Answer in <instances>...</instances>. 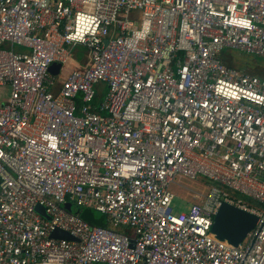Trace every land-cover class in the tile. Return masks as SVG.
Masks as SVG:
<instances>
[{"label": "built area", "instance_id": "1", "mask_svg": "<svg viewBox=\"0 0 264 264\" xmlns=\"http://www.w3.org/2000/svg\"><path fill=\"white\" fill-rule=\"evenodd\" d=\"M225 50L264 58V0H0V264H264V79ZM182 179L211 193L174 213Z\"/></svg>", "mask_w": 264, "mask_h": 264}, {"label": "rangeland", "instance_id": "2", "mask_svg": "<svg viewBox=\"0 0 264 264\" xmlns=\"http://www.w3.org/2000/svg\"><path fill=\"white\" fill-rule=\"evenodd\" d=\"M85 52L86 50L83 47L71 49L72 58L76 61H82V59L85 58ZM222 55L225 60L231 61L238 69L241 66L251 65L255 69L256 73L258 72L260 74H264V58L255 55H247L239 50H225ZM100 101L101 97L97 98L95 102L99 103ZM211 186L212 184L206 182L203 179H197L195 181L182 179L176 181V184H171L170 190L174 195L171 203L173 212L179 213L182 211H187L189 204L193 201L200 203L205 202L210 196ZM238 197L253 208H259L260 206L257 202L250 198L241 196ZM76 209H79L80 215H84L87 219H98L100 217L105 218V220L107 219L105 215L88 208H77L73 206V210Z\"/></svg>", "mask_w": 264, "mask_h": 264}, {"label": "water", "instance_id": "3", "mask_svg": "<svg viewBox=\"0 0 264 264\" xmlns=\"http://www.w3.org/2000/svg\"><path fill=\"white\" fill-rule=\"evenodd\" d=\"M59 64H53L49 67V73L57 74ZM67 211H72L71 204L64 205ZM46 219L49 217L44 214L43 208L36 207ZM77 213V210H73ZM257 216L249 211L242 210L226 201H221L213 219L211 232L216 239L226 242L232 246L239 245L247 234L255 227ZM51 237L55 239L74 240V238L59 229H55L51 233Z\"/></svg>", "mask_w": 264, "mask_h": 264}, {"label": "trees", "instance_id": "4", "mask_svg": "<svg viewBox=\"0 0 264 264\" xmlns=\"http://www.w3.org/2000/svg\"><path fill=\"white\" fill-rule=\"evenodd\" d=\"M222 59H223L224 63H226L227 65H229V66L231 65L232 67L236 68L231 61L225 60L223 56H222ZM238 70H240L242 72H245V73H249V74H252V75L259 76V77H261V78L264 79V74H262V73L260 74L258 72L256 73L255 69L251 65L241 66ZM249 71H251V72H249ZM76 210H77V213H78L79 217L82 220H84V221H86V222H88L90 224H93V225L106 226V220H105V218L100 217L98 219H87L84 215H80V210L79 209H76ZM117 231L122 232L123 230L121 228H117Z\"/></svg>", "mask_w": 264, "mask_h": 264}, {"label": "crops", "instance_id": "5", "mask_svg": "<svg viewBox=\"0 0 264 264\" xmlns=\"http://www.w3.org/2000/svg\"><path fill=\"white\" fill-rule=\"evenodd\" d=\"M226 64V63H225ZM227 65V64H226ZM105 85H103V84H98V89H99V96H98V98H100L101 97V99H102V95H104V93H105Z\"/></svg>", "mask_w": 264, "mask_h": 264}]
</instances>
